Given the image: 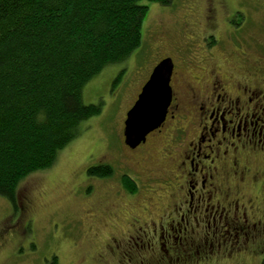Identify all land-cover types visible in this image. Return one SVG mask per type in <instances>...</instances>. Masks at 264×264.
Wrapping results in <instances>:
<instances>
[{
    "label": "flooded vegetation",
    "instance_id": "1",
    "mask_svg": "<svg viewBox=\"0 0 264 264\" xmlns=\"http://www.w3.org/2000/svg\"><path fill=\"white\" fill-rule=\"evenodd\" d=\"M217 2L206 0L209 14ZM225 22L230 33L226 53L234 55L235 65L215 62L209 49L219 38L209 29L195 35L207 51L204 64L178 66L171 55L164 56L173 63L164 121L134 148L122 134L124 153L116 157V166L97 163L111 168L114 193L130 197L143 187L142 210H157L144 218V212L120 204L124 223L112 220L103 234L96 255L100 263L225 264L264 239V214H257L263 204L258 191H264V136L256 132L264 123V42L248 34L244 43L242 29L226 17ZM162 59L145 75L133 104ZM128 180L136 184L133 192L125 186ZM25 199L21 209L28 216L30 196ZM98 234L97 229L91 233Z\"/></svg>",
    "mask_w": 264,
    "mask_h": 264
},
{
    "label": "rangeland",
    "instance_id": "2",
    "mask_svg": "<svg viewBox=\"0 0 264 264\" xmlns=\"http://www.w3.org/2000/svg\"><path fill=\"white\" fill-rule=\"evenodd\" d=\"M217 1V10L210 14L206 0L148 3L141 45L124 61L103 68L82 89L83 101L98 105L100 112L80 123L79 134L59 151L51 167L34 172L19 183L16 211L0 196V264H109L100 263L96 255L112 220L124 223L120 204H130L135 213L144 212V218L156 215L157 210L148 214L150 211H143L140 206L144 204L140 199L143 187L130 197L123 192L114 193L115 177L95 180L87 169L101 161L117 165L116 157L124 153L121 141L126 112L149 69L164 56L171 55L178 66L204 64L207 51L200 47L195 35L201 37L202 31L209 29L219 38L209 49L215 62L235 65L234 55L226 53L230 44L225 41L229 33L225 17L230 25L242 29L244 43L248 34L264 42V0ZM186 28L194 33L184 31ZM258 194L263 204L257 214H264V191ZM28 196L31 213L26 216L21 207ZM159 198L165 206L166 195ZM115 213L120 215L115 218ZM95 229L99 234L92 237ZM263 251L261 239L250 251L225 264H260Z\"/></svg>",
    "mask_w": 264,
    "mask_h": 264
},
{
    "label": "trees",
    "instance_id": "3",
    "mask_svg": "<svg viewBox=\"0 0 264 264\" xmlns=\"http://www.w3.org/2000/svg\"><path fill=\"white\" fill-rule=\"evenodd\" d=\"M149 2L170 0H0V196L14 210L19 183L51 167L100 112L82 89L141 45ZM87 174L109 177L111 168Z\"/></svg>",
    "mask_w": 264,
    "mask_h": 264
},
{
    "label": "water",
    "instance_id": "4",
    "mask_svg": "<svg viewBox=\"0 0 264 264\" xmlns=\"http://www.w3.org/2000/svg\"><path fill=\"white\" fill-rule=\"evenodd\" d=\"M173 63L170 58L161 60L143 85L134 104L126 112L124 142L134 148L164 121L172 99L169 85Z\"/></svg>",
    "mask_w": 264,
    "mask_h": 264
},
{
    "label": "snow or ice",
    "instance_id": "5",
    "mask_svg": "<svg viewBox=\"0 0 264 264\" xmlns=\"http://www.w3.org/2000/svg\"><path fill=\"white\" fill-rule=\"evenodd\" d=\"M256 132L259 135L264 136V123H261L260 125L257 126Z\"/></svg>",
    "mask_w": 264,
    "mask_h": 264
}]
</instances>
